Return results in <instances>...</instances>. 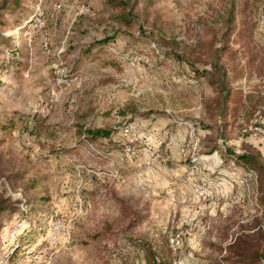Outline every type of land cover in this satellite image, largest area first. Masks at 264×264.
<instances>
[{
  "label": "rangeland",
  "instance_id": "obj_1",
  "mask_svg": "<svg viewBox=\"0 0 264 264\" xmlns=\"http://www.w3.org/2000/svg\"><path fill=\"white\" fill-rule=\"evenodd\" d=\"M8 1L0 264H147L128 236L171 264H232L229 246L264 228L263 175L227 153L257 117L224 136L216 123L213 63L233 0ZM242 1L223 59L250 60L234 85L264 110V0ZM249 139L264 153V136Z\"/></svg>",
  "mask_w": 264,
  "mask_h": 264
},
{
  "label": "trees",
  "instance_id": "obj_2",
  "mask_svg": "<svg viewBox=\"0 0 264 264\" xmlns=\"http://www.w3.org/2000/svg\"><path fill=\"white\" fill-rule=\"evenodd\" d=\"M110 4L114 8L126 7V3L122 0H109ZM8 0H0V13L5 11H11L12 6L9 4ZM20 0H15L14 4L21 5ZM237 5H243L245 9H250V4L248 1L242 0H233L228 14L224 20V31L221 34V46L216 50L214 56L213 66L215 70L220 75L219 80L214 82L219 87V110L216 114V123L217 127L220 129V134L222 136L226 135L228 129L236 124L238 121L242 123L252 122L258 114L264 117V110H258L254 103V95L248 93L245 96V89L243 87H238L234 85V82L238 81L239 73L246 72L248 77L253 73V70L249 64L238 65V54L239 51H233L228 61H225L224 53L227 50V45L225 44L226 39H230L235 30V24L237 22ZM22 7V6H20ZM129 15L118 14L115 16L117 20L125 21L126 24L130 25ZM242 55L246 56L248 53H245L244 50H241ZM177 56V55H176ZM224 60V61H223ZM232 73L233 77L230 80H227L228 75ZM252 116L248 118L246 115L251 110L255 109ZM256 113V114H255ZM255 116V117H254ZM253 118V119H252ZM252 119V120H251ZM13 122L9 124H0V129L7 131ZM264 127V124H261ZM87 134L92 138L104 137L107 138L111 134V130L105 128H95L88 129ZM242 136V151H231L228 150V154L236 161V163L241 167H246L250 170H256L258 173L263 175L259 180V185L264 187V153L262 149L256 145L255 142H251L249 139L250 133L245 132L241 134ZM261 202L264 205V198L261 199ZM3 213V208H0V216ZM257 234V235H256ZM245 233L238 236L234 244L230 245L229 256L227 260L232 262V264H263L264 263V228L260 226L258 228V233ZM129 241L136 247H142L145 251L147 264H171L166 254H161L150 246L144 239L141 238H132L128 236ZM17 249L14 254L18 253Z\"/></svg>",
  "mask_w": 264,
  "mask_h": 264
},
{
  "label": "built area",
  "instance_id": "obj_3",
  "mask_svg": "<svg viewBox=\"0 0 264 264\" xmlns=\"http://www.w3.org/2000/svg\"><path fill=\"white\" fill-rule=\"evenodd\" d=\"M37 23L41 24L40 20H38ZM261 124H264V117L262 115L258 114L257 118H256V124L251 127L252 132H250V134L252 135L253 133H255V135L263 137L264 136V127Z\"/></svg>",
  "mask_w": 264,
  "mask_h": 264
}]
</instances>
